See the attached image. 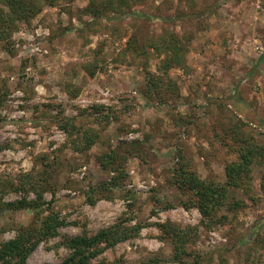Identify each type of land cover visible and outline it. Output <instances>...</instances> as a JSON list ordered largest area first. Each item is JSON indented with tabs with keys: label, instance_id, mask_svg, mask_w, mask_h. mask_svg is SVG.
Listing matches in <instances>:
<instances>
[{
	"label": "rangeland",
	"instance_id": "rangeland-1",
	"mask_svg": "<svg viewBox=\"0 0 264 264\" xmlns=\"http://www.w3.org/2000/svg\"><path fill=\"white\" fill-rule=\"evenodd\" d=\"M39 8L0 41V200L35 198L19 185L45 179L50 208L43 214L65 223L26 263L60 264L68 239L126 220L140 225L137 236L90 264H141L155 256L177 264L161 235L166 221L197 226L187 247L206 264H264L259 163L248 189L232 191L243 205L222 208L218 216L226 217L210 228L201 227L196 207L181 205L188 194L172 182L181 164L224 182L231 155L223 136L231 128L264 143V0H55ZM173 43L181 59L165 68L162 48ZM150 79L157 93L146 92ZM68 117L99 133L89 149L72 148L74 135L57 121ZM110 148L126 156L125 177L105 197L97 185L112 172L97 157ZM32 219L25 210L0 214V244Z\"/></svg>",
	"mask_w": 264,
	"mask_h": 264
},
{
	"label": "trees",
	"instance_id": "trees-1",
	"mask_svg": "<svg viewBox=\"0 0 264 264\" xmlns=\"http://www.w3.org/2000/svg\"><path fill=\"white\" fill-rule=\"evenodd\" d=\"M42 1L53 4L55 0H0V41H7L11 35L14 24L17 21H29L40 7ZM178 43L170 46L165 45L162 49L165 57L162 64L169 68L172 62L179 63L180 47ZM157 54L160 53V45H154ZM170 51L171 54L169 53ZM264 57V52L258 57V61ZM161 67V66H160ZM159 67V68H160ZM157 81H148L146 92L157 93ZM1 103V100H0ZM99 106H92L94 111H98ZM75 118H60L59 127L71 139L75 151H85L89 149L99 137V133L89 128H81L73 123ZM226 136V137H225ZM145 136V138H147ZM223 143L226 146L229 160L224 165L225 181L202 179L194 169L187 168L181 164L173 170V183L181 190L180 193L187 195L188 201L180 202L182 206L188 208L196 207L201 215L200 225L203 228H210L214 224L223 221L226 215L218 216L219 211L225 208L226 211H235L243 205L233 195L232 191L237 189H248L249 180L253 164L259 163L262 166L260 176V187L264 189V143L256 142L252 137L240 133L237 127L231 128L229 133L223 136ZM222 141V140H221ZM136 140L128 143L129 153L137 147ZM126 156L120 155L118 148H110L97 157V162L105 171L112 172L110 180H104L97 185L102 196L106 188L116 189L120 187V181L125 177L123 166ZM35 181L28 179L26 183L20 184L18 190H31L35 198L23 196L21 199L4 202L0 200V214L25 210L32 214L33 219L30 225H18L16 235L0 244V264H27L28 255L43 239L57 234V229L65 223L60 216L53 212L43 214L50 208V202L44 199V192L48 189L47 180ZM96 190V189H95ZM181 195V194H180ZM89 203H94L91 195L87 196ZM154 212V211H153ZM126 220H120L109 227L99 229L91 235H78L68 239L65 245L69 249V254L60 264H90V260L105 249L115 246L117 243L137 236L140 225L127 226ZM162 237L170 240L172 245V259L177 264H206L201 254L188 250V243L197 233V226H180L170 221L160 224ZM114 264H120L118 261ZM141 264H160V258L155 256L142 262Z\"/></svg>",
	"mask_w": 264,
	"mask_h": 264
}]
</instances>
